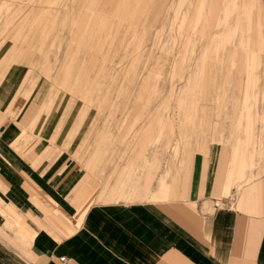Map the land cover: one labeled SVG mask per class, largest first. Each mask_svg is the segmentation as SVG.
<instances>
[{
  "label": "rangeland",
  "instance_id": "rangeland-1",
  "mask_svg": "<svg viewBox=\"0 0 264 264\" xmlns=\"http://www.w3.org/2000/svg\"><path fill=\"white\" fill-rule=\"evenodd\" d=\"M0 137L87 176L215 145L264 167V0H0Z\"/></svg>",
  "mask_w": 264,
  "mask_h": 264
},
{
  "label": "crops",
  "instance_id": "crops-1",
  "mask_svg": "<svg viewBox=\"0 0 264 264\" xmlns=\"http://www.w3.org/2000/svg\"><path fill=\"white\" fill-rule=\"evenodd\" d=\"M16 144L0 137V264H264V167L232 170L229 149L97 177L53 143Z\"/></svg>",
  "mask_w": 264,
  "mask_h": 264
},
{
  "label": "built area",
  "instance_id": "built-area-1",
  "mask_svg": "<svg viewBox=\"0 0 264 264\" xmlns=\"http://www.w3.org/2000/svg\"><path fill=\"white\" fill-rule=\"evenodd\" d=\"M226 207H228L227 202L218 201V202H215L214 204L215 209L226 208Z\"/></svg>",
  "mask_w": 264,
  "mask_h": 264
}]
</instances>
